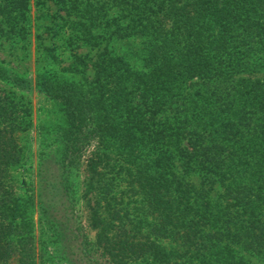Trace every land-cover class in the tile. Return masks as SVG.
<instances>
[{"label": "trees", "instance_id": "obj_1", "mask_svg": "<svg viewBox=\"0 0 264 264\" xmlns=\"http://www.w3.org/2000/svg\"><path fill=\"white\" fill-rule=\"evenodd\" d=\"M57 1L65 10V21L74 23L75 30L81 32L89 43L101 36L100 30H105L104 27H98V22H102L100 13L112 8H116L117 12L137 9L136 14L128 17L133 26L140 27L141 30L152 25L156 26L154 29L158 28V40L152 41L147 47V60L150 65L156 61L158 63V108L161 107L158 110L162 109L160 95L167 91L165 88L170 91L169 88L179 80L200 79L210 92L215 93L216 88L221 87L223 82L225 84L234 74L264 68V0ZM2 8H5L4 20L10 28L25 32L29 0H5ZM84 11L86 17L83 15ZM76 17L84 18L85 21L79 22L75 20ZM78 24L82 27H77ZM107 47L106 45L101 49L94 61L88 59L87 62V56L74 54V60L63 68L71 73H86L88 69H92L94 85L90 89L60 80L55 74L38 76L36 89L55 100L61 107L66 119L62 133L66 144L77 139L75 135L81 125L77 122L79 116L82 119L81 127H87L90 132H106L122 144V149L126 151L124 154L128 157V166L135 171L132 179L140 182L139 186L144 193L141 195L144 205L141 203L137 209L148 212L149 208H153L157 223L152 222V226L161 230L160 215L172 216L173 220L177 217L178 208L186 211L185 226L180 229L184 223L182 220L176 228L170 226L168 230H173L171 235L182 242L180 244L184 250L179 253L173 248L172 250L178 252L177 255L174 251H167L159 243L134 242L133 238L126 235L133 227H127L125 213H119V209L115 207L112 216L118 218L117 229L124 230L122 234L125 238L119 235L109 241L111 244H107V232L114 223L105 220L100 225L101 231L96 241H86L81 229L76 230V226L65 219L68 215L63 210V202L65 197L70 196L64 185L65 175L62 171L49 172L54 167L50 166L48 172H40L39 184L42 187L38 191L40 211L44 215L41 218L44 225L42 231L50 244L46 246L49 249L46 251L49 254V263L56 264L55 260L60 259L65 264H109L106 261L114 264H138L139 260L148 258L151 259L147 262L149 264H212L224 248L222 241L228 239V235H238L242 240L247 229L252 226L248 223L235 225V228L226 227L221 218L224 214L227 215V211H213L208 190L223 178L231 179L225 191L235 200L233 204H244V209L246 205L256 215L252 227L259 230L260 243L254 244L261 246L256 252L264 255V90L259 87L260 83H264L256 79L246 84V89L232 86L237 89L228 99V103H232L228 110L230 114H226L225 118L228 120L221 122L218 131L219 138L235 143L246 133L257 131L261 134H257L258 153L252 162L253 166L248 169L249 161H245L244 168L237 171L246 174L248 169L253 173L254 178L250 180V184H242V181L235 180L234 174L237 172L227 175L224 171L225 163L218 153H212L214 148L217 149L216 152L227 150L212 135L209 146L199 141L200 138L191 136L196 130L192 133L186 131L187 140L182 144L174 143L179 133L177 128L168 134L163 129H158V145L164 146L160 142L167 141L166 144H173L174 151L165 145L164 148L158 147L157 157H148L144 153L140 145L147 144L144 140L155 138L152 131L143 129L140 123H134L128 117L119 119L116 116L123 105L121 95L116 89L126 82V72L130 67H125L122 59L116 57ZM152 68L150 66V70ZM3 72L8 73L6 70ZM17 81L24 82L20 79ZM31 88L29 85L25 90L31 91ZM224 88L218 93V98H223L221 91ZM92 112L97 116V121L90 119ZM27 114L12 98L0 95V264H35L30 217L17 203L8 175L9 170L21 160L16 131L25 127ZM258 114L261 117H258L257 123H253ZM254 127L256 131H253ZM104 154L102 152L101 155ZM96 155L103 158L99 153ZM142 156L147 160H143ZM176 161L184 173L195 169V166L202 168L203 184L206 186L202 202L190 193L187 181L175 171ZM88 172L92 177L99 176L96 162L89 164ZM212 175H216L217 179ZM146 182L152 183V187L145 188ZM251 191L254 192L253 198L248 195ZM151 193H154L155 201L151 200ZM70 198L71 201L75 200L72 195ZM109 200L106 199L107 204L111 203ZM175 202H179L181 207L175 206ZM111 231L113 232L110 229L109 232ZM245 242L242 241L240 246L243 247ZM150 245H153L150 247L153 253H150ZM225 250L227 253L220 259L225 260V264H230L231 257L235 256V249L232 245L225 244Z\"/></svg>", "mask_w": 264, "mask_h": 264}, {"label": "rangeland", "instance_id": "obj_2", "mask_svg": "<svg viewBox=\"0 0 264 264\" xmlns=\"http://www.w3.org/2000/svg\"><path fill=\"white\" fill-rule=\"evenodd\" d=\"M4 1L0 0V95L9 96L19 108L28 113L25 117V127L16 131L21 160L9 170L8 175L17 203L30 217L35 264H52L48 261L49 254H46L49 250L46 246L50 244L42 231L44 225L41 218L44 215H41L38 202V191L42 187L39 184V175L42 170L48 172L50 166L54 167L50 168L49 172L62 171L65 175L64 185L70 195L68 198L65 197L63 202V210L68 215L65 219L75 225L76 230L81 229L86 241L90 243L96 241L101 231L100 225L105 220L114 223V226L108 227L107 244L116 236L121 235L119 237L125 238L122 234L124 230L117 229L118 218L112 216L115 207L119 209V213H125L124 221L127 222V227H133L130 232H125L134 242L159 243L167 251L171 250L179 255L172 249L182 252L184 250L180 244L182 242L173 238L171 235L173 230L170 232L168 230L170 226L176 228L182 220L184 223L181 224L180 229L185 226L186 211H180L178 208L177 217L173 220L172 216L160 215L161 230L157 226H152V222L157 223L153 208H149L148 212L137 209L138 205L143 203L141 195L144 193L139 186L140 182L132 179L135 171L128 166V157L124 154L126 151L122 149V144L106 132L100 134V131L90 132L87 127H81L80 116L77 118V122L81 124L79 132L75 135L77 139L66 144L62 138L66 125L65 115L55 100L36 89V79L44 74H55L60 80L90 89V86L94 85L92 69H88L86 73L83 71L71 73L63 68L74 60V54L87 56L85 58L87 62L88 59L96 60L101 49L107 45L116 57L122 59L125 67H130L126 72L128 76L126 82L116 89L123 102L116 116L119 119L128 117L134 123H140L143 129L152 131L155 138L144 140L143 142L147 144L140 145L144 153L148 157H157L158 147L164 148L165 145L174 151L173 144H166L167 141L160 142L164 146L158 145V129H163L164 133L168 134L177 128L179 133L174 143L182 144L187 140L186 131L192 133L196 130L191 136L200 138L199 141L210 146L212 135L220 145L227 147V150H218L219 152L214 148L212 153H218L225 163L224 171L229 175L244 168L245 161H249L248 169L252 165L258 153V133L254 127L253 131L256 132L253 133L256 136L253 133H246L237 143L232 140L226 142L219 138L220 124L227 121L226 114H230L228 110L232 103H228V99L235 94L237 88L246 89V84L256 79L264 83V68L234 74L225 84L223 82L221 87L216 88L215 93L210 92L200 79L179 80L169 88L170 91L165 88L167 91L160 95L159 102L162 109L158 110L161 108H158V63L154 59L156 62L150 65L147 60V47L152 41L158 40V28L154 29L156 26L152 25L141 30L140 27L133 26L129 18L137 13V9L117 12L116 8H112L101 12L102 22H98V27L100 29L104 27L105 30L104 32L100 30L101 36L89 43L81 32L75 30L74 23L65 21L67 19L65 10L57 0H29L25 32L18 31L16 26H13L16 31L12 30L4 20L5 8H2ZM83 15L86 17L85 11ZM75 20L85 21L84 18L77 17ZM77 27L82 25L78 24ZM77 62L80 65L78 60ZM150 66L153 67L151 70ZM3 69L8 73L3 72ZM19 79L24 82H18ZM29 85L32 90H25ZM235 85L238 87L233 89L232 86ZM223 87L225 88L221 93L224 99L218 98L217 95ZM259 87L264 90L263 84L260 83ZM89 117L97 121V116L93 112ZM258 117L261 115L258 114L253 123H257ZM137 133H140L139 130ZM102 152L105 154L101 155ZM98 153L103 158H98L96 155ZM142 159L147 160L144 156ZM93 161L99 166V176L92 177L88 172L89 164ZM174 167L189 184L190 193L202 202L206 188L203 184L202 168L195 166V169L184 173L178 161L175 162ZM248 169L246 174L244 172L234 174L235 180L249 185L254 177ZM212 177L217 179L216 175ZM243 178L244 180H241ZM230 181V178H223L221 181H216L213 188L208 190L213 211H227V215L224 214L221 218L222 224L226 227L235 228V225L248 223L254 227L256 215L250 212L246 205L244 209V204L234 205L235 200L226 194L225 188ZM144 185L145 188L152 187V183L149 182ZM253 193V191L248 192V195L253 198ZM71 195L75 200L71 201ZM150 196L151 200L155 199L154 193ZM107 198L111 203L107 204ZM151 205L154 207V204ZM175 206L181 207L179 202L177 204L175 202ZM252 226L247 229L242 240L238 235H228V239L222 241L224 248L212 264H225V260L220 259L227 253L225 244L232 245L235 249V256L231 257L230 264H264V255L256 252L261 246L254 244V242L260 243V233ZM110 229L113 232L110 233ZM242 241H246L243 247L240 246ZM151 246L153 245H150L149 249ZM150 250V253H153V250ZM149 260L151 259H141L138 264H149L147 263ZM55 262L65 264L60 259ZM106 262L114 264L110 261Z\"/></svg>", "mask_w": 264, "mask_h": 264}]
</instances>
